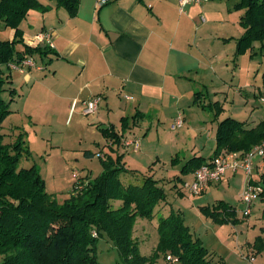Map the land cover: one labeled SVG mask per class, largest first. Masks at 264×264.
Listing matches in <instances>:
<instances>
[{
  "label": "trees",
  "instance_id": "16d2710c",
  "mask_svg": "<svg viewBox=\"0 0 264 264\" xmlns=\"http://www.w3.org/2000/svg\"><path fill=\"white\" fill-rule=\"evenodd\" d=\"M52 1L66 9L70 16L79 10L80 0ZM236 7L243 10L240 24L245 32L237 40V53H243L252 42H264V0H239ZM31 10L45 13L50 5L41 0H0V27L14 29L13 39H0V264H101L96 244L103 236L114 242L128 264H159L161 256L169 262L175 258L176 264H229L223 258H216L202 239L194 235L180 210L163 211L167 194L160 179L152 174L138 175L128 168L124 154L103 155L102 173L83 182L63 202L47 191L45 179L35 164L19 167L21 158L29 157L31 151L24 134H19L13 142H6L1 132L16 96V88L9 87L10 100L3 97L11 71L5 72L1 67L20 65L26 58L36 62V55L44 57L54 52L48 44L25 43L21 24ZM199 95L201 92L196 93L194 102L214 110L218 118L222 111L219 101L204 104ZM141 119L137 111L130 117H121V131L114 126L100 127V130L113 144L125 146L124 141L130 138L125 136V130ZM215 140L210 156L194 155L184 163L182 172L194 173L224 152L248 153L264 141V119L250 127L246 121L228 116L218 122ZM262 158L258 163L262 168L261 177H252L249 181L262 187L257 199L264 202V156ZM177 178L185 182L183 176ZM179 192L183 195L182 188ZM115 201L121 203L115 206ZM202 211L216 222L238 219L237 208L222 199L203 206ZM156 216L157 246L151 255L144 256L135 240L134 226L139 217L152 220ZM95 231L98 237L94 236ZM254 247L264 249L263 236L257 237ZM169 255L172 259H168Z\"/></svg>",
  "mask_w": 264,
  "mask_h": 264
},
{
  "label": "crops",
  "instance_id": "0c3cea01",
  "mask_svg": "<svg viewBox=\"0 0 264 264\" xmlns=\"http://www.w3.org/2000/svg\"><path fill=\"white\" fill-rule=\"evenodd\" d=\"M49 1L50 10L42 13L41 28L25 32L24 38L34 42V35L40 31L49 34L44 41L54 52L36 57L52 74L48 76L40 69L29 68L22 77L31 86L22 98H17L19 101L14 97L11 105L14 102L16 106L10 108L11 113L22 109L33 118L32 111L36 109L33 103L47 102L41 98L51 96L60 99L51 110L60 112L64 106L67 122L72 111L80 117L89 116L83 112L86 102L100 95L98 109L91 114L92 123L99 129L114 126L121 131V117H130L139 111L142 119L124 132L126 137L136 139L139 138L135 129L148 119L154 123L169 119L172 127L179 115L186 120L184 102L191 109L190 104H196L197 92H201L198 96L201 100L209 99L207 93L198 89L209 87L210 81H222L224 60H229V53L235 48L233 41L243 30L240 25L243 10L236 7L239 0L191 3L186 13H180L177 0H109L100 6L97 0H80L74 16ZM202 130L211 136L212 142L215 126L204 125ZM102 143L110 152L103 151L101 157L121 153L127 165L139 151L119 147L100 132L94 144L101 146ZM203 147H206L205 140L194 143L193 149L200 151ZM131 150L136 156L130 155ZM64 159H68L67 154ZM194 173L186 179L192 180ZM237 173L243 176L244 185L247 175L243 169L228 171L214 184L229 185Z\"/></svg>",
  "mask_w": 264,
  "mask_h": 264
},
{
  "label": "rangeland",
  "instance_id": "374dc122",
  "mask_svg": "<svg viewBox=\"0 0 264 264\" xmlns=\"http://www.w3.org/2000/svg\"><path fill=\"white\" fill-rule=\"evenodd\" d=\"M41 1L45 4L50 2L49 0ZM43 18L42 12L31 10L21 27L25 32L40 29ZM241 27L243 28L241 34L234 39L232 44L235 48L230 51L229 60H224L222 66L224 70L221 74L224 79L218 82L210 81L207 83L209 87L204 89L200 86L198 89L210 96L209 99H202L203 103L204 101L205 103L219 101L222 111L218 118L215 116V111L209 107L190 104L191 109H189L185 101L184 109L187 118L184 119L183 128H173L169 119L155 123L154 120L148 119L146 123L135 129V135L139 138L141 146L137 157H134L132 163L127 166L135 170L138 175L153 173L155 178L160 179L167 194V199L164 201L166 208L163 211L180 210L190 230L205 242L207 248L215 253L216 258H223L229 264H264V249L258 250L254 247L257 237L263 236L264 238V202L256 199L252 204L251 214L248 216L243 214L244 203L239 198V193L244 188V178L241 174L237 173L229 185L227 183L214 184L215 186L210 187L203 195L190 194L183 189L184 182L177 178L179 175L183 176L184 180H188L186 178L191 176V173L182 172V167L188 159L196 154L208 157L214 152L216 133L211 142V136L209 138L208 134L202 130L204 125H214L217 130L220 120L232 116L246 121V125L252 127L264 119V103L261 100L264 94V42L254 41L247 51L237 53V40L245 32V28L242 25ZM13 37L14 29L0 27V39L7 40ZM25 43L32 46L47 44L44 40L25 41ZM48 45L50 46L49 43ZM28 59L26 58L20 65L24 63L23 67L26 66L25 62ZM37 60L40 61V58ZM37 60V65H41ZM11 65L14 64L1 67L5 72L11 71L13 75L9 79L10 82L5 84L7 90L3 93V97L9 101L11 97L8 88H16L18 93L15 101L17 102L20 100L17 98H22L23 93L31 86L23 80V74L28 72L29 68L35 69L36 67L26 66V69L20 72L10 67ZM41 66L44 67L41 73L48 76L52 74L49 67L43 64ZM47 97L49 99L41 98L47 102L33 103L32 107L36 108L32 111L33 118L29 112L22 109L9 114L10 116L6 117L2 124L1 132L5 135L6 142H13L19 134H24L31 155L21 158L19 167H29L35 164L45 179L47 191L53 194L59 202H63L83 182L95 179L102 173L101 153L110 151L108 146H103V143L101 146L94 144V139L101 131L90 120L91 114L80 117L72 111L66 122V116L63 113L64 106L61 107L60 112L50 108L52 105L56 107L60 99ZM15 106L14 102L10 104V108H15ZM104 109L107 107L105 106ZM86 117L87 119H83ZM149 122H152V125H149ZM189 128L190 131H187ZM203 140L206 141V147L200 151L194 150V143ZM129 153L136 156L132 150ZM65 154H67V160L64 159ZM262 159L258 155L254 157L252 177L255 179L261 177L262 168L258 166V163L260 164ZM181 188L183 195L179 192ZM221 199L237 208L238 219L236 221L216 222L202 211L203 206L212 205ZM113 203L118 206L121 202ZM157 218L156 216L149 220L139 217L135 223L134 237L144 256L151 255L157 246L159 238ZM93 234L95 237L99 236L96 231ZM96 254L101 264H128L117 246L107 236L98 239ZM172 261L169 262L161 256L157 262L159 264L177 263L176 260Z\"/></svg>",
  "mask_w": 264,
  "mask_h": 264
},
{
  "label": "built area",
  "instance_id": "2783aa9c",
  "mask_svg": "<svg viewBox=\"0 0 264 264\" xmlns=\"http://www.w3.org/2000/svg\"><path fill=\"white\" fill-rule=\"evenodd\" d=\"M109 0H97V4L103 5ZM208 0H177V6L180 13H186L188 5L191 3H204ZM205 20V18H203ZM49 38V34L45 32H40L34 35L33 41H41ZM26 66H35L37 69L43 70L44 67L37 65V63L29 58L25 62ZM24 65V63H23ZM23 65H11L13 69L23 72L26 66ZM102 100V96L96 95L86 102V108L84 109V114L95 113L98 106ZM261 100L264 103V94L261 96ZM184 118L179 115L173 125V128H181L184 125ZM126 147H130L135 151L140 149V141L136 138H128L124 141ZM258 155L260 157L264 156V141L255 146L251 151L244 155H240L237 152H224L212 159L210 163L203 164L198 168L192 180H186L183 183L184 189L192 195H200L207 189L208 186L220 182L228 171H237L243 169L247 175V180L244 184L243 190L239 194L240 200L244 203L243 214L248 216L252 212V204L258 198L259 193L262 191L261 186H255L250 183V179L253 174L254 167V157ZM168 259H172L169 255ZM173 260H175L173 258ZM252 261L254 258L252 257Z\"/></svg>",
  "mask_w": 264,
  "mask_h": 264
}]
</instances>
